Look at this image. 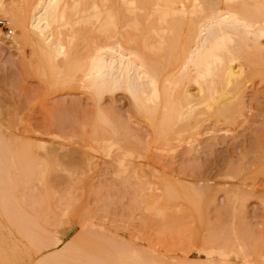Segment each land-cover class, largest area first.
Wrapping results in <instances>:
<instances>
[{
	"label": "bare ground",
	"instance_id": "1",
	"mask_svg": "<svg viewBox=\"0 0 264 264\" xmlns=\"http://www.w3.org/2000/svg\"><path fill=\"white\" fill-rule=\"evenodd\" d=\"M4 4L0 0V9L13 28L24 29V42L39 57L38 70L46 77L40 74L42 78L63 89L87 90L98 107L107 94H126L133 119L149 128L144 125L141 130L157 150L173 153L184 144L192 147L204 132H221L203 130L208 121L229 128L247 122L246 85L255 74L264 76V0H21L17 10ZM99 110L88 135L105 145L108 156L115 152L110 164L127 184H134V209L159 225L182 220L193 210L195 219L209 229L200 238L199 259L165 262L153 249L137 250L83 233L36 264H264V235H254L255 230L241 220L252 196L243 185L246 174L254 165L259 167L248 173L249 178L264 174V158L253 159L252 151H247L217 169L218 185L225 187L224 210L219 207L222 213L217 215L220 209L215 205L218 221L213 225L206 221L205 211L216 203L214 190L178 187L155 175L158 180L150 181L139 162L151 146L149 140L144 142L132 129L131 120ZM248 122L249 127L252 121ZM6 131L0 126V215L36 255L61 245L56 219H62L59 214H74V200L54 191L56 174L66 165L59 160V151L66 146L42 143L37 152ZM256 145L260 148L259 142ZM50 200L58 201L61 213L49 209L54 215L48 219L42 211ZM174 202L191 210L185 214L188 208L181 211ZM52 221L57 223L52 226ZM4 253L0 245V254Z\"/></svg>",
	"mask_w": 264,
	"mask_h": 264
},
{
	"label": "rangeland",
	"instance_id": "2",
	"mask_svg": "<svg viewBox=\"0 0 264 264\" xmlns=\"http://www.w3.org/2000/svg\"><path fill=\"white\" fill-rule=\"evenodd\" d=\"M2 1L7 9L14 8L17 10L16 4L19 6L18 3L21 0ZM0 19L5 20L14 31L13 36H8L0 29V126L7 130L9 135L32 144L34 150H38L37 152H41L39 146L42 143L52 148H61L63 145L67 147L59 151L61 154L59 160L63 165H66L63 166L65 167L64 170L62 169L56 174L58 180L55 181L57 184L54 191L58 190L56 196H59L61 191L60 194L68 195L67 197H71L75 202L74 214L70 216L59 214L58 216H66L67 219L57 217L58 223L52 221V226H54V222L57 223L58 226H55L54 229L57 228L55 230L63 243L61 242V245L54 249L36 252V255L27 240L24 241V238L17 231L12 230L8 220L6 222L7 218L0 215V245H2V249H5V253L0 254V264H36L40 258L51 254L52 251H57L77 238L79 239L83 233L95 234L92 237L96 239H115L123 245L131 246L137 250L149 251L153 249L152 251L160 253L164 257L165 262L174 260V258L198 261V249H201L202 246V239L200 238L207 235L209 229L204 227L202 220L195 219L192 215L193 210L189 211L191 206H184L183 204V208L182 203L178 205L174 202L172 205L174 207L180 206L178 209L181 211L188 208L183 211L185 214L189 211L186 214L187 217L185 216L179 221L171 220L164 225H159L157 222H151L145 218L132 205L134 184H127L126 180H123L125 178L119 176L117 170L110 164L113 162L112 155L115 152L112 151L108 156L105 145L92 141L88 135L91 131L89 128L95 123L99 109L121 117L123 120L125 118L131 120L134 127L131 126L132 129L137 131V134L140 132L144 142L149 140L151 144L139 161L144 165L147 178L150 181L154 179L152 182H155V179L156 181L158 179L154 178L153 175L155 177L161 176L159 181L163 179L165 182L167 180L166 182L174 183L178 187L192 189L197 187L203 190L202 193L205 192L206 187L208 188L207 192L214 190L216 203L209 206V210L205 211V214L208 212L205 219L206 221L209 219L208 222L216 225L217 223L214 224L213 222L218 221V218L215 217L214 212H218L217 215H219L224 210L222 203L225 194L223 192L225 187L221 186V188L218 185L217 169L225 162L230 161V158L234 161L233 157H235L237 160V156L247 151H252L251 157L253 159L264 158V153H262L264 152V140H262L264 136V76L255 74L246 85L244 102L247 108L245 115L247 116L244 115L243 118H246L247 122L242 126L243 128L238 125L229 128L228 125L208 121L204 124L203 130L220 129L221 132H204L199 141L193 144L194 146L184 144L175 152L170 153L169 150H157L156 144H152L151 137L148 138L146 131L141 130L145 124L140 119H133L131 102L126 94L120 92L114 96L107 94L98 107L87 90H82L79 87L63 89L58 84H51L48 79L46 81L42 78L44 74L39 71L41 69L38 70L39 57L24 42V29L22 27L13 28L9 22L8 14L1 9ZM243 118L239 119L238 122L242 123ZM247 118L252 121L249 124L251 128L246 126L249 123ZM126 119L124 121H127ZM139 122L142 123L139 124ZM146 129L149 130L148 127ZM227 129L231 131H226V133L225 130ZM255 137L256 139L261 138L259 139L261 141L257 139L256 142ZM255 142H259L260 148ZM238 147L243 148L238 149ZM67 149L68 152H66ZM258 167V165H254L252 170L249 169L250 171L246 174L247 181L243 183L250 190L252 196L247 201L246 214L241 220H245L250 228L255 230H253L254 232L251 230L254 235L262 236L264 235V195H262L264 194V174H256L251 178H249L250 174L247 176L248 173ZM242 176H245V173ZM234 182L238 183L236 180ZM34 185L39 186L37 183ZM39 187L41 188V186ZM197 190L198 192L201 191ZM51 201L53 200H50L47 208L45 207L44 212L42 211L43 216L46 218L47 215L48 219H51L49 214L52 212L61 213L59 211L61 209L56 208L58 201L54 200L53 203ZM215 205L222 209L219 208L221 212L216 209ZM172 209L174 210L173 207ZM176 210L177 208H175ZM189 213H191L190 216ZM53 215L54 213H52V217ZM73 215L74 217H72ZM225 216L222 218L227 217ZM87 230L89 231L87 232ZM101 235L103 238H100ZM75 237L77 238L74 239Z\"/></svg>",
	"mask_w": 264,
	"mask_h": 264
},
{
	"label": "built area",
	"instance_id": "3",
	"mask_svg": "<svg viewBox=\"0 0 264 264\" xmlns=\"http://www.w3.org/2000/svg\"><path fill=\"white\" fill-rule=\"evenodd\" d=\"M0 29L3 30L8 36H13L14 31L9 27L7 22L3 19H0Z\"/></svg>",
	"mask_w": 264,
	"mask_h": 264
}]
</instances>
